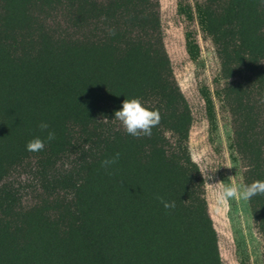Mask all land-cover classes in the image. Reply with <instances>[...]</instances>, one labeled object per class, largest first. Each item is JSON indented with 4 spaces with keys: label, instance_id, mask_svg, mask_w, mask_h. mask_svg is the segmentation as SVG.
<instances>
[{
    "label": "trees",
    "instance_id": "obj_1",
    "mask_svg": "<svg viewBox=\"0 0 264 264\" xmlns=\"http://www.w3.org/2000/svg\"><path fill=\"white\" fill-rule=\"evenodd\" d=\"M195 6L239 182L264 180V0ZM132 98L160 112L150 137L114 117ZM191 123L159 0H0V264H219ZM247 203L264 264V195Z\"/></svg>",
    "mask_w": 264,
    "mask_h": 264
},
{
    "label": "rangeland",
    "instance_id": "obj_2",
    "mask_svg": "<svg viewBox=\"0 0 264 264\" xmlns=\"http://www.w3.org/2000/svg\"><path fill=\"white\" fill-rule=\"evenodd\" d=\"M159 2L165 48L192 112L189 150L205 181L204 196L219 264H260L247 201L217 200L222 186L240 183L239 167L230 157V129L221 116L215 93L219 62L213 43L203 33L202 13L198 14L195 0ZM225 13V8L221 9L219 18Z\"/></svg>",
    "mask_w": 264,
    "mask_h": 264
},
{
    "label": "clouds",
    "instance_id": "obj_3",
    "mask_svg": "<svg viewBox=\"0 0 264 264\" xmlns=\"http://www.w3.org/2000/svg\"><path fill=\"white\" fill-rule=\"evenodd\" d=\"M109 34H114V29H108ZM114 117L120 121L127 134L135 137H150L152 129L157 127L161 120V115L157 109H149L142 105L138 98L125 99L122 102V106L119 110L115 111ZM41 131H45L49 128L46 122L39 124ZM55 139V133L53 131L47 132V140L51 141ZM29 152L37 153L41 152L45 148V141L39 137L33 138L28 141L25 146ZM119 153L110 159L102 161V166L108 168L116 163L119 159ZM224 167L231 168V165ZM251 166H248L246 170H250ZM256 195H264V180H254L250 184L231 183L228 186H222L221 191L217 194L218 201H228L230 199L250 201ZM165 209L175 208V201H166L163 197H156Z\"/></svg>",
    "mask_w": 264,
    "mask_h": 264
}]
</instances>
